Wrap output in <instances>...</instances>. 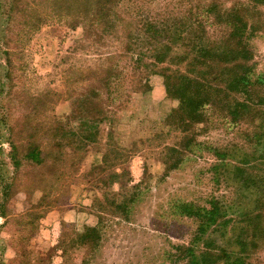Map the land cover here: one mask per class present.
Returning a JSON list of instances; mask_svg holds the SVG:
<instances>
[{
	"label": "rangeland",
	"instance_id": "obj_1",
	"mask_svg": "<svg viewBox=\"0 0 264 264\" xmlns=\"http://www.w3.org/2000/svg\"><path fill=\"white\" fill-rule=\"evenodd\" d=\"M229 11L246 13L247 64L252 81L263 82L251 94L256 103L264 97V0H0V264H188L179 246L191 244L198 220L175 207L181 201L232 206L227 232L215 236L229 250L250 212L264 219L255 191L231 179L249 159L264 176L262 116L251 108L235 120L232 98L217 91L203 120L184 131L169 116L178 99L153 72L192 77L194 69L173 55L152 69L149 53L166 38L140 29L156 21L182 30L185 44L203 36L217 45L230 31L219 15ZM174 33L167 43L183 53ZM105 68L120 73L110 90ZM200 68L208 79L220 71ZM36 145L42 163L26 157ZM88 226L99 228L97 246L80 241ZM254 242L248 264H264V233Z\"/></svg>",
	"mask_w": 264,
	"mask_h": 264
},
{
	"label": "trees",
	"instance_id": "obj_2",
	"mask_svg": "<svg viewBox=\"0 0 264 264\" xmlns=\"http://www.w3.org/2000/svg\"><path fill=\"white\" fill-rule=\"evenodd\" d=\"M214 8H216V6L212 4L209 8L205 9L208 13H214ZM195 15L191 14L192 17ZM219 16L221 21L226 22L230 31L223 38L224 40L221 44L217 45L205 43L202 39L203 36H197V41L194 40V42L192 41L189 42V44H185L186 36H183L182 30H178L177 27L172 28L169 25L161 27L156 21H146L140 28L156 39L160 37L170 39L171 34L175 32L174 35L176 34V39L173 40V43H178L175 41L182 40L183 42H181V44L179 43V45L187 46V50L183 53H179L175 51V47L177 46H173V44L171 45L169 42L167 43L165 39L159 47H153L149 53V57L152 59V69H155L154 67L159 66V64L162 65L167 62L172 55L174 56L173 59L179 60L180 62L187 61V63L192 66V69H194L192 72L195 75L192 77L178 73L177 71H171L169 68H161L160 70L155 69V72H153L164 78L167 94L178 99L179 106L174 109L169 116L181 121L178 125L183 127L184 131L189 130L193 124L203 120L205 115L204 110L212 101H216V96L214 95L217 91H223L225 95L232 98L233 103L229 106L228 113L234 117L235 120L241 119L251 108L257 109L259 115H261L264 120V97L261 98L259 102L253 103L254 101L251 96L254 89L263 82L261 79L257 83L252 81L250 75L252 69L247 64L248 61H250L251 54L247 42L244 39L248 29V22L245 19L246 13L242 11L231 13L229 11L225 17H231L223 18V16ZM193 19L192 21L196 23L197 21L195 18ZM106 28L107 27H104L105 31ZM215 64L220 67V71L216 72L215 70H211L213 73L212 79L205 78L204 74L201 72L196 74L198 67L202 69L206 66L207 68L214 69ZM104 73L102 81L104 82L105 80V88H108L107 90L113 89V84L116 82V79L120 78V73L113 75L111 68H105ZM217 81L225 84L227 90L216 89L213 83ZM121 86L122 89H124L123 85ZM139 89L146 91L147 86L144 84L139 85L137 90ZM232 93L235 95L242 94L244 98L238 99L235 97L234 99ZM99 97L100 94H97L96 89L93 88V91L89 95V100L95 101ZM107 100L108 99H106V101ZM99 101V110L105 113L106 110L103 108L104 104L102 103L103 99L100 98ZM261 134L263 133L261 132ZM192 140L193 138L190 137L185 138L186 145L191 147L192 145L189 144V142H192ZM261 142L262 139L260 137V144ZM172 150H174L173 152H178L175 147L172 148ZM42 154V148L36 145L26 154V157L42 163ZM217 157L222 160L227 157V154L225 152H217ZM14 159L19 163L16 155ZM239 162L240 164L234 165L232 168L233 173L231 179L239 185V189L243 191L249 190L251 193L255 191V194L259 196L256 200L257 207L261 209L264 205V176L260 175L258 171H256V173L252 171L254 167L251 164V159L241 160ZM178 164L179 163L176 162L173 165L177 166ZM218 168H221V166ZM114 176H119V174L114 173ZM132 187L137 188L136 185ZM125 207L126 206H123L122 208L124 209ZM175 207L180 209L184 215L198 220V227L191 244L179 246L183 258L188 260V264H248V247L250 243L254 246V240L257 234L264 233V219L260 214H252L250 212L246 216V219L242 220L244 224L238 227V232L233 234L231 238H228V241H233L231 244L235 243L234 248L229 250L227 247L217 245L216 241L218 239L216 238L218 233H223L222 235H224V233L227 232L226 227L232 220L226 218V210H229L232 206H223L221 200L213 198L209 206H199L192 202L181 201L177 203ZM79 238L83 244L90 243L97 246L99 244V239H101V234L97 226H88L85 228L84 232L79 234ZM202 243L204 247L200 249V244Z\"/></svg>",
	"mask_w": 264,
	"mask_h": 264
},
{
	"label": "crops",
	"instance_id": "obj_3",
	"mask_svg": "<svg viewBox=\"0 0 264 264\" xmlns=\"http://www.w3.org/2000/svg\"><path fill=\"white\" fill-rule=\"evenodd\" d=\"M57 217V216H56ZM58 219V221H56ZM55 223H59L61 224V220L59 218H55V220L52 222V224L54 225Z\"/></svg>",
	"mask_w": 264,
	"mask_h": 264
}]
</instances>
